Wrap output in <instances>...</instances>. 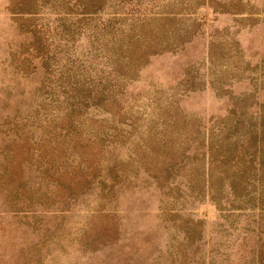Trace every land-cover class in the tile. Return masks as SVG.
Instances as JSON below:
<instances>
[{
    "label": "rangeland",
    "instance_id": "obj_1",
    "mask_svg": "<svg viewBox=\"0 0 264 264\" xmlns=\"http://www.w3.org/2000/svg\"><path fill=\"white\" fill-rule=\"evenodd\" d=\"M130 1L173 22L145 28L144 63L115 101L69 122L30 33L58 26L59 7L0 0V264H264V195L229 226L210 195L178 199L173 183L204 166L264 169V132L246 134L264 115V0ZM62 18L58 51L89 56L93 23ZM222 122L221 158L194 161L197 130Z\"/></svg>",
    "mask_w": 264,
    "mask_h": 264
},
{
    "label": "trees",
    "instance_id": "obj_2",
    "mask_svg": "<svg viewBox=\"0 0 264 264\" xmlns=\"http://www.w3.org/2000/svg\"><path fill=\"white\" fill-rule=\"evenodd\" d=\"M50 1L51 4L53 3V6L51 5L53 9L59 7L53 12L54 21L58 26L47 24L44 30L40 26H33L30 33L36 50L45 55L42 69L51 76L48 78L52 85L49 89L56 90L57 94L62 96V100L56 99L57 102L61 101L63 106L57 118H63L69 122L79 119V111L89 106L85 105L87 102L91 103V107L95 109L97 106L100 107L101 103L110 104L115 101L119 88L122 89L126 83L135 79L144 63L138 54L148 44L145 28L157 25V22L170 15L172 17L165 20L173 22L174 19V14L169 12H158L150 16L138 10L134 11L133 8L131 9L130 0ZM162 2L164 1L154 0L153 4ZM69 5L74 7L76 12H70ZM64 15L75 17L81 15L93 23L87 30V33L91 34L92 44H95L89 56L82 59L68 58L65 52L58 51L55 42L65 41L69 35V32L61 27ZM84 28L86 29L87 26ZM76 30L79 31V28L76 27ZM159 45L162 47L159 51H170L173 48V44L167 42L159 43ZM255 119L254 123L248 124L247 129H250V132H246V134L252 133L254 140L261 132H264V122L260 121V119L264 120V115L256 114ZM236 124L239 125V123ZM236 124L235 129H237ZM217 125L216 129H211L209 132H204L202 128V132L197 130L195 133L196 138H201L200 142L199 139L193 140L197 142V146H193L192 149L194 161L214 162V157L221 158L224 141L227 139V136H221V134L223 130L226 131V124L222 122ZM245 128L246 126L242 125L237 129L238 131L235 130V136L230 137L235 142L242 141L245 138ZM206 140L211 142L207 144L208 154H198L201 149L199 146ZM250 157L249 163L253 164L254 156ZM234 159L236 163L240 157L235 156ZM182 174L186 173L182 172ZM186 178L189 180L184 187H179L180 183L173 181L176 185L177 198L182 199L189 195L193 199H199L203 195H210L219 206V210L223 212L221 216L229 223V226L236 224L234 222L242 215L250 216V213L254 214L260 209L256 206L255 200L264 195V169L251 167L242 171L230 168L214 170L204 166L203 169L196 168L187 173Z\"/></svg>",
    "mask_w": 264,
    "mask_h": 264
}]
</instances>
